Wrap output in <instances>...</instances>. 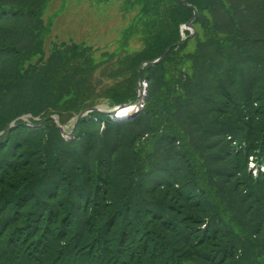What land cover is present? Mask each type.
Listing matches in <instances>:
<instances>
[{
    "label": "trees",
    "instance_id": "1",
    "mask_svg": "<svg viewBox=\"0 0 264 264\" xmlns=\"http://www.w3.org/2000/svg\"><path fill=\"white\" fill-rule=\"evenodd\" d=\"M52 1L0 0V264H264V0H98L132 14L100 61Z\"/></svg>",
    "mask_w": 264,
    "mask_h": 264
},
{
    "label": "rangeland",
    "instance_id": "2",
    "mask_svg": "<svg viewBox=\"0 0 264 264\" xmlns=\"http://www.w3.org/2000/svg\"><path fill=\"white\" fill-rule=\"evenodd\" d=\"M96 1L98 0H53L48 5L45 13L46 22L51 24V33L48 38L49 43L51 44L57 40H69L85 44L92 47L94 56L98 61L101 60L103 52L116 51L120 31L131 19L132 14H128L129 16L125 18L120 4H115V2L97 4ZM140 46V43L136 41L130 43V49H138ZM122 53L124 54L125 52L122 51ZM103 80L106 84L112 83V79ZM138 84L142 85L141 87L144 89L142 90L143 104H139L140 109H142L147 94L148 83L145 80H139ZM95 107L104 111L109 106L107 102L102 101ZM133 107H136V105H132L131 108L134 109ZM113 108L115 107L111 109ZM63 128L64 134L70 136L68 133L71 128L68 129V126Z\"/></svg>",
    "mask_w": 264,
    "mask_h": 264
},
{
    "label": "water",
    "instance_id": "3",
    "mask_svg": "<svg viewBox=\"0 0 264 264\" xmlns=\"http://www.w3.org/2000/svg\"><path fill=\"white\" fill-rule=\"evenodd\" d=\"M180 1H181L183 4H186V1H185V0H180ZM189 6L192 7L190 4H189ZM196 15H197V11L195 10V11H194V17H193V18H192V19L186 24L187 27H190V28L192 29L191 34H190L186 39H183V40H181L180 42L176 43L174 46L178 47V46L184 44L185 41H186L187 39H190V38L193 36V34L195 33V29H194L193 26H192V22H193L194 18L196 17ZM171 48H172V47H169V48L165 51V53H164L161 57H159L158 59H156V60H154V61H151V62H146V63H144V64L140 67V69L138 70V82H139V80H140V75H141V70H142V68H143L144 66H146V65H152V66H155V65L161 63V62L165 59L166 55L170 52ZM138 88L140 89V85H139V84H138ZM123 106H124V105H121L120 107H123ZM89 111L97 112V113H101V114H104V115H112V114H113V112H110V111H102L101 109H99V108H97V107H95V108H93V109H90ZM89 111H85V112H83V113H81L80 115L77 116L74 127H73L72 130L68 133L71 137H73V134H74V132H75V130H76V127H77V125H78L79 120H80V119H81V118H82L87 112H89ZM137 114H138V113H135V114H133L132 116H130V117H128V118H125V119H123V120H119V121H121V122H126V121H129V120H133V119L137 116ZM55 122H56V124L60 127V130L64 133V128H63V126L59 123V121H58L57 118H55ZM1 134H3V133H1Z\"/></svg>",
    "mask_w": 264,
    "mask_h": 264
},
{
    "label": "bare ground",
    "instance_id": "4",
    "mask_svg": "<svg viewBox=\"0 0 264 264\" xmlns=\"http://www.w3.org/2000/svg\"><path fill=\"white\" fill-rule=\"evenodd\" d=\"M132 108H128V106H123L117 108L116 113H119L116 118H126L131 114Z\"/></svg>",
    "mask_w": 264,
    "mask_h": 264
}]
</instances>
